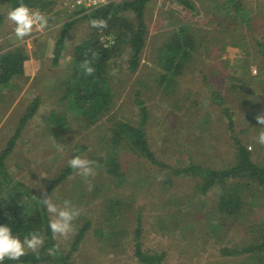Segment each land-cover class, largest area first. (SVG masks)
<instances>
[{"label":"rangeland","instance_id":"374dc122","mask_svg":"<svg viewBox=\"0 0 264 264\" xmlns=\"http://www.w3.org/2000/svg\"><path fill=\"white\" fill-rule=\"evenodd\" d=\"M44 1L39 8L48 16V26L20 39L6 18L19 1L0 0V53L18 47L28 55L24 74L0 84V154L36 97L35 113L22 126L4 161L14 179L42 192L74 151L86 146L81 156L92 161L93 172L85 177L75 170L50 193L61 207L67 202L80 209L74 230L67 236L55 235L65 252L70 251L79 228L91 222L72 253L73 263L141 264L135 254L140 220L143 247L164 250V264H251L248 254H224L221 248L253 243L248 220L264 224V196L251 195L249 199L256 203L244 215L231 219L214 210L221 194L217 188L199 196L195 184L200 178L195 176H173V186L164 188L158 166L127 143L117 148L123 179L115 181L95 159L107 153L114 120L140 125L137 92L148 108L144 129L158 159L173 166L196 162L225 167L234 160L233 135L259 152H254V160L262 159V144L257 147L249 140L264 131L257 120L264 114V0H242L240 5L239 0H191L195 9L177 0H150L140 66L132 72L126 59L119 57L111 75L118 89L116 103L95 123L69 111V100L63 98L67 83H61L70 76L73 49L91 32V21L73 20L60 58L54 62L56 39L70 16L60 7L61 0ZM241 9L252 15L249 24L226 19L240 14ZM125 15L134 20L132 12ZM181 25L196 35L201 47L193 51V59L176 77L177 83L167 88L165 82L158 81L164 73L159 50L169 32ZM54 108L67 112L63 128L48 125V114ZM0 187L7 188L4 179H0ZM110 199L121 202L113 215L108 208Z\"/></svg>","mask_w":264,"mask_h":264},{"label":"trees","instance_id":"16d2710c","mask_svg":"<svg viewBox=\"0 0 264 264\" xmlns=\"http://www.w3.org/2000/svg\"><path fill=\"white\" fill-rule=\"evenodd\" d=\"M18 1L21 2V0ZM149 1L118 0L77 16L90 21L93 19L103 20L106 24L104 26H93L91 23V32L73 49L70 61V76L61 82L67 83L63 98L69 100L68 108L70 112L81 113L89 123H95L99 117L113 106L112 103H116L114 97L118 93V89L111 82L112 69L119 57L123 56L132 72L138 70L146 45L148 29L146 9ZM177 1L191 9H195V5L191 0ZM24 2L28 3L30 7L34 5L41 7L46 3L44 0H24ZM242 3V0L237 2L238 5ZM125 12H132L134 20L128 18ZM240 12L235 16L229 15L226 19L232 17L231 19H240V21L249 24L252 15L247 16L243 10ZM77 17H71L64 23L61 33L56 39L54 62H58L70 26ZM2 20V14L0 13V26ZM197 40L196 35L184 25L169 32L159 50V64H161L164 72L158 80L159 83L165 82L167 88L173 83H177L176 77L184 72L189 62L192 61L193 51L201 47L200 41ZM258 43L261 44V42ZM27 58L28 55L18 47L1 52L0 84L8 83L15 75L24 74V64ZM85 61H88L89 65L93 67L94 71L92 73L85 71ZM219 96L217 95V99L220 101ZM136 102L139 105L141 114L140 125H134L121 119L114 120L110 126L112 135L106 145L107 153L99 155L95 159L103 172L113 176L115 181L123 179L125 175L119 161L117 148L127 143L140 155L150 158L158 166L162 173L161 182L164 188L170 189L173 186V176H195L200 178L195 184L196 190L200 193L199 196L206 195L212 188H217L221 194L218 196V205L214 207V210L228 215L231 219L244 215L247 208L256 203V199H249L251 195L254 198L260 195L264 196V157L254 160L255 151L249 149L247 144L237 135H233L234 160L225 167L214 168L196 162L173 166L158 159L150 148L144 129V124L148 119V108L139 92L136 93ZM38 104L39 97H36L20 119L14 137L0 154V179H4L7 184L5 189L0 187V223H10L14 232L21 237L35 230L41 235L42 244L35 250H26L18 260L5 258L2 264H74L71 259L72 253L78 247L91 223L90 221L85 222L79 228L71 243L70 251L65 252L48 226L51 218L49 212L37 200V198H42L45 192L50 195L61 180L75 171L69 166L68 162L42 192L33 189L31 185L24 181L14 179L6 169L5 158L12 150L26 120L34 115ZM224 110L227 112L230 122L234 123L228 108L225 107ZM67 116V112L54 108L48 114V125L51 128H63L66 126ZM249 141L254 146L258 147L260 145L257 139L252 138ZM85 148L86 146L78 148L74 151L72 157L81 155ZM261 148L264 151V144ZM255 153L259 155V152ZM120 204V201L110 199L108 208L112 215L117 213ZM248 221L247 231L254 234L253 243H245L240 247L224 246L221 248V252L229 255L248 254L246 259L248 261L252 259L251 264H264V224L253 221L251 218ZM140 235L139 220L135 240V254L139 262L141 264H164L166 252L164 250L145 249L139 239Z\"/></svg>","mask_w":264,"mask_h":264},{"label":"clouds","instance_id":"9594fccd","mask_svg":"<svg viewBox=\"0 0 264 264\" xmlns=\"http://www.w3.org/2000/svg\"><path fill=\"white\" fill-rule=\"evenodd\" d=\"M6 18L14 25V34L17 38L23 39L26 35L33 32L34 29L44 30L48 26V16L39 9H33L28 3L21 0L20 3L10 8L6 13ZM93 26L106 24L103 20L91 21ZM85 71L92 73L93 67L89 65L88 61L84 62ZM257 120L261 127H264V114L258 115ZM257 142L264 144V131H260L257 135ZM69 166L77 170L82 176H89L93 172L92 161L81 156L74 155L68 161ZM46 210L53 214L49 219L48 226L53 235L67 236L74 230L73 221L80 215V209L65 203L61 207L53 201L52 195L46 192L42 198H37ZM42 244L41 235L33 230L30 233L21 237L14 232L10 223H0V264L5 258L18 260L26 251V249L35 250Z\"/></svg>","mask_w":264,"mask_h":264},{"label":"built area","instance_id":"2783aa9c","mask_svg":"<svg viewBox=\"0 0 264 264\" xmlns=\"http://www.w3.org/2000/svg\"><path fill=\"white\" fill-rule=\"evenodd\" d=\"M118 0H61L60 7L64 9V13L70 17H77L79 14L90 12L101 6H105L111 2ZM33 9H40L39 7L31 6ZM80 11V12H77ZM78 13V14H77ZM256 71V69H254Z\"/></svg>","mask_w":264,"mask_h":264},{"label":"crops","instance_id":"0c3cea01","mask_svg":"<svg viewBox=\"0 0 264 264\" xmlns=\"http://www.w3.org/2000/svg\"><path fill=\"white\" fill-rule=\"evenodd\" d=\"M78 16H79V15H78ZM70 18H71V17H70ZM6 50H7V49H6ZM4 51H5V50H4ZM26 61H27V60H26ZM26 61H25V64H24V65H25V67H26ZM25 70H26V68H25Z\"/></svg>","mask_w":264,"mask_h":264}]
</instances>
